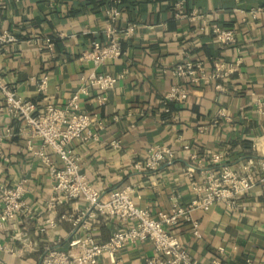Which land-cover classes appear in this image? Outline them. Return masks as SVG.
Segmentation results:
<instances>
[{"label":"crops","instance_id":"0c3cea01","mask_svg":"<svg viewBox=\"0 0 264 264\" xmlns=\"http://www.w3.org/2000/svg\"><path fill=\"white\" fill-rule=\"evenodd\" d=\"M178 3L188 18L176 17ZM112 7L121 12L115 28L124 52L98 72L122 78L111 91L95 88L82 99V110L96 116L103 129L91 127L98 139L75 141L72 148L80 173L103 200L131 187L134 204L158 219L175 206L189 208L197 199L194 186L202 184L206 171L218 168L212 155H224L231 169L264 158V21L261 14L255 19L250 14L264 10V0H0V34L16 39L0 45L3 83L39 107L65 106L95 68L85 55L94 41L107 42L106 13ZM193 12L195 18L190 17ZM217 25L235 32L234 45L223 47L213 38L211 29ZM131 26L132 35L125 34ZM38 38H51L53 52L43 49ZM186 61L202 63L208 74L216 63L233 72L227 82L187 86L188 100L171 104L166 114L161 100L173 86L186 84L174 76L175 66ZM43 76L47 85L40 92ZM219 84L223 92L216 89ZM258 102L263 114L257 112ZM23 126L0 114V132L10 128L17 134L0 144V184H21L28 208L0 230V264H40L47 249L68 250L74 239L107 242L118 221L100 216L91 220L86 203L68 202L48 211L53 180L34 154L42 141L18 134ZM156 145L174 150V160L156 172L136 171L134 164L143 162ZM185 146L190 150L184 151ZM44 153L62 167L51 148ZM192 155L197 159H190ZM78 217L82 220L74 226ZM192 222L198 224L196 233ZM170 231L197 264H244L247 258L264 264V189H252L234 210L222 204L208 212L193 210L190 221L180 219ZM117 255L119 264H147L156 253L152 244L141 241Z\"/></svg>","mask_w":264,"mask_h":264},{"label":"built area","instance_id":"2783aa9c","mask_svg":"<svg viewBox=\"0 0 264 264\" xmlns=\"http://www.w3.org/2000/svg\"><path fill=\"white\" fill-rule=\"evenodd\" d=\"M176 7L178 8L177 18H188L182 11V3H178ZM250 14L254 19L261 14L264 21L263 9H252ZM106 15L109 21L107 42L92 43V49L85 58L91 61L95 68L88 76L82 78L80 86L72 93L65 106L58 107L53 103H47L39 107L34 102L20 98L14 90L3 83L0 73V114L8 115L23 123L24 126L19 129L18 134H26L31 139L42 141V149L34 154L48 166L53 180L54 196L47 204L48 211L53 212L64 203L84 202L87 204L88 217L91 220L100 216L106 220L116 219L119 224L107 242L99 244L91 237L74 239L69 243L68 250L55 247L47 249L40 264H119L117 254L126 246L141 241L152 244L156 253L155 257L147 260V264H197L170 229L177 225L180 219L190 221L193 210L200 209L208 212L216 204H222L226 209L234 210L242 196L257 186L264 189V158L259 161L249 159L239 169H231L224 164V155H212L211 162L218 168L206 171L202 184L194 186L197 199L189 208L175 206L171 213L161 214L158 219L153 218L148 210L138 208L134 204L132 200L134 190L131 187L115 190L107 200H103L101 193L94 189L86 177L80 173L79 158L74 153L72 145L75 141L84 143L97 140L98 135L91 132V127L103 129V123L96 116L82 110V99L88 97L90 91L95 88L101 92L111 91L122 78L121 75L114 76L98 72L105 62L121 57L124 52L116 39L115 28L121 12L118 8L112 7ZM196 16L195 12L190 15L191 18ZM133 32L134 26L125 30L127 35H132ZM211 34L223 47L236 43L233 30L217 25L212 27ZM37 41L41 42L43 49L53 52L54 41L51 38H38ZM13 43H16L14 36L7 33L0 34V45ZM213 71L210 74L206 73L200 62L186 61L176 65L174 76L180 81H186V84L175 85L165 94L161 100L164 112L170 114L171 104L183 105L188 100L190 86L209 85L213 80L227 82L233 72L232 68L227 69L223 63H216ZM38 82L39 91H45L47 77H41ZM216 89L223 92L225 88L219 84ZM100 101L105 102V98L102 97ZM262 105L261 102L257 104L259 114H263ZM221 116L229 120L225 115L221 114ZM16 135L10 128H5L0 132V144ZM45 147L51 148L59 157L62 163L61 168L56 167L45 155ZM183 150L190 149L185 146ZM147 154L143 162L134 164L136 171L156 172L162 165L170 163L176 157L174 150L159 145L151 147ZM190 159L196 160L197 156L192 155ZM189 171L193 173V168ZM24 193L25 190L21 184L16 187L0 184L2 206L0 230L10 220L28 211ZM81 220L82 217L73 220L74 226H77ZM50 224L53 225V222ZM192 227L196 233L198 224L194 222ZM40 232H44V228H41ZM105 259H107L106 263ZM244 264H253V262L247 258Z\"/></svg>","mask_w":264,"mask_h":264}]
</instances>
